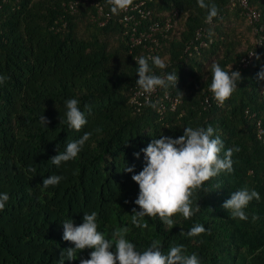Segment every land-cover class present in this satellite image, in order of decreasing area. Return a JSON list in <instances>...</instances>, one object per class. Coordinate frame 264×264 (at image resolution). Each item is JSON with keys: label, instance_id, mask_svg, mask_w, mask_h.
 I'll list each match as a JSON object with an SVG mask.
<instances>
[{"label": "trees", "instance_id": "obj_1", "mask_svg": "<svg viewBox=\"0 0 264 264\" xmlns=\"http://www.w3.org/2000/svg\"><path fill=\"white\" fill-rule=\"evenodd\" d=\"M69 2L0 0V75L6 77L0 84V192L9 194L0 212V264H60L61 250L73 246L62 239L61 222L72 219L78 225L92 211L106 238L114 240L120 232L138 250L159 240L162 251L182 244L201 264H264V140L257 126L261 119L264 127V80L257 78L264 66V37L257 44L264 28H255L264 25V0H249L261 12L256 24L248 22L243 5L233 0H214L219 15L211 24L206 23L207 9L199 8L196 0H145L150 13L139 15L140 29L179 11L174 26L156 34L161 42L157 55L166 68L153 66L154 71L178 74L177 89L162 91L181 99L175 109L167 101L163 111L155 100L156 108L131 102L138 87L133 58L148 56V50L132 46L124 13L112 14L105 3L110 17L101 24L107 14L99 16L96 6L81 2L73 10ZM201 28L204 35L195 40ZM251 50L256 51L251 63L242 67ZM213 62L225 70L232 66L242 77L223 105L209 90ZM69 98H77L82 110L91 109L80 131L69 130L63 122V101ZM41 114L49 121L47 128L40 125ZM209 125L225 149L239 148L232 153L233 171L194 189L192 199L199 210L189 219L174 214L171 230L159 217L146 216L143 227L134 225L131 215L139 207L134 204L139 188L132 173L123 171L124 164H134L139 172L143 153L139 159L133 153L153 137L175 138L184 127ZM86 131L93 135L74 160L59 168L51 164L67 140ZM52 174L63 179L44 188L43 178ZM242 187L259 193L245 209L246 220L233 218L222 207ZM195 224L210 232L192 238L182 234ZM90 251L81 250L65 264H79Z\"/></svg>", "mask_w": 264, "mask_h": 264}, {"label": "clouds", "instance_id": "obj_2", "mask_svg": "<svg viewBox=\"0 0 264 264\" xmlns=\"http://www.w3.org/2000/svg\"><path fill=\"white\" fill-rule=\"evenodd\" d=\"M108 3L110 12L118 15L129 8L132 0H108ZM196 4L201 9H207L206 23L211 24L213 19L218 17L219 10L214 0H196ZM211 34L209 30V35ZM133 59L138 65L136 85L146 95L149 106L156 108V104L148 98L157 88L177 89L178 74L163 72L162 75H157L154 67L161 70L166 68L159 55H140ZM241 78L240 71L232 70V66L230 70H225L219 63L211 64L209 90L219 105H223L232 95ZM257 78L264 80V66L257 73ZM5 80L6 77L0 75V84ZM63 108V122L69 130L80 131L87 124L91 109L82 110L77 98L64 100ZM39 122L45 128L49 123L42 114ZM94 131L98 132L99 129ZM214 131L210 125L184 127L182 135L174 138L160 134L159 138L153 137L146 147L133 153L137 159L143 153L144 158L143 167L139 172H135L134 164H124L123 167L124 172L132 173L131 179L139 188L134 200V204L139 207H134L131 215L134 225L143 227V218L146 216L159 217L171 230L175 225L174 214L179 213L189 219L199 210V204H194L192 199L194 189L202 186L211 177L233 171L232 153L238 152L239 148L233 146L225 149L224 141L219 135H215ZM92 135V131H86L77 139L67 140L63 151L58 150V154L50 158L51 164L59 168L62 163L74 160ZM30 171L35 172V169ZM62 179L59 174L49 175L43 178L42 186H56ZM254 198L259 199V193L255 189L242 187L231 192L222 207L228 210L233 218L246 220L248 217L245 209ZM8 200L9 194L0 192V212L5 209ZM97 215L95 211L85 212L82 223L78 225H75L72 219L61 222L62 239L72 242L73 246L61 250L60 264H65L66 260H75L85 248L91 249L89 258L80 259L79 264H201L198 255L188 254L182 244H175L164 252L161 242L153 240L147 248L138 250L134 242L120 232L114 233V240L106 238L104 233L98 230ZM208 232L210 229H206L203 224H195L182 234L192 238Z\"/></svg>", "mask_w": 264, "mask_h": 264}, {"label": "built area", "instance_id": "obj_3", "mask_svg": "<svg viewBox=\"0 0 264 264\" xmlns=\"http://www.w3.org/2000/svg\"><path fill=\"white\" fill-rule=\"evenodd\" d=\"M233 1L239 2L241 5H243V7L245 8L244 15L249 23L256 24V22H259L261 18V12L258 9L254 8L252 5H250L249 0ZM81 2L96 6L98 15L105 16V3H108V0H70L68 7L72 8L73 10H77V7ZM144 6L145 0H141L139 2H132L128 9L122 11L124 13L123 21L129 25L130 29L128 31L132 46L137 47L140 45H144V47L148 50V56L157 55V52L161 47L160 39L156 36L157 32H161L164 34L170 28H172L174 24L178 21L179 11H174L172 15L163 19V21H155L154 23L149 25V27L140 29L141 21L138 20L139 15L144 18L150 13V11L144 8ZM106 14V19L103 18L100 20L101 24H105L108 21L110 13L107 12ZM255 28L256 31L261 32L264 28V25H256ZM203 35L204 29L201 28L197 31V37L195 40H199ZM263 37L264 35H262L261 38L258 39V46H261L263 44ZM193 43L192 45H194ZM204 44H206L205 40L201 41L200 45L202 46ZM196 48H198V45H196ZM255 53V50H251L248 56H244L242 58V67H247L251 63ZM148 99H150L151 101L155 100V102L158 103L159 111H163L166 108L167 101L171 103V107L173 109H175L177 104L181 101L180 98L174 97L170 90L167 89L165 91H162V88H157ZM131 102L137 107H141L144 104H147L146 95L142 93V91L137 87L133 90ZM257 126L259 129L260 136L264 140V127L262 125L261 119L258 120Z\"/></svg>", "mask_w": 264, "mask_h": 264}]
</instances>
